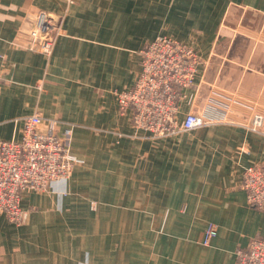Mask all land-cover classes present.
I'll use <instances>...</instances> for the list:
<instances>
[{"label": "crops", "instance_id": "crops-1", "mask_svg": "<svg viewBox=\"0 0 264 264\" xmlns=\"http://www.w3.org/2000/svg\"><path fill=\"white\" fill-rule=\"evenodd\" d=\"M39 11L62 16L50 56L12 46ZM162 35L201 59L181 118L214 89L264 115V0H0V140H20L39 113L59 134L73 129L80 160L69 180L23 193L25 224L0 214V264H236L264 239V213L242 189L244 169L264 162V128L231 119L155 138L120 112L117 95Z\"/></svg>", "mask_w": 264, "mask_h": 264}, {"label": "built area", "instance_id": "built-area-1", "mask_svg": "<svg viewBox=\"0 0 264 264\" xmlns=\"http://www.w3.org/2000/svg\"><path fill=\"white\" fill-rule=\"evenodd\" d=\"M28 29L20 28L12 46L50 56L61 35L60 19L38 12L28 19ZM141 70L134 85L117 95L121 113L132 110L135 129L155 138L179 136L196 129L228 124L231 104L228 97H209L199 112H188L181 118V104L195 105V80L201 65L198 53L191 47L167 36H157L141 52ZM0 81L2 76L0 75ZM241 107L249 108V105ZM243 122L245 128L261 133L264 116L255 113ZM59 121L36 113L24 119L20 140H0V214L17 226L27 222L29 213L22 208L26 190L46 192L58 181L65 182L80 163L71 153L73 129L58 132ZM242 189L249 206L264 213V162L246 167ZM217 236V227L208 225L204 244ZM236 264H264V239L254 238L247 249L236 251Z\"/></svg>", "mask_w": 264, "mask_h": 264}, {"label": "rangeland", "instance_id": "rangeland-1", "mask_svg": "<svg viewBox=\"0 0 264 264\" xmlns=\"http://www.w3.org/2000/svg\"><path fill=\"white\" fill-rule=\"evenodd\" d=\"M39 12H46V11H39ZM46 13H49V12H46ZM49 14H52V13H49ZM52 15L58 17L60 19V22L62 23V16L61 15H55V14H52ZM62 32H63V30H62V26H61V31H60L61 35H62ZM59 37H57V39ZM211 95H213V97L218 99V100H221V96L228 97V99H229L228 102L231 104L230 119H239L240 121L247 123L246 120L250 119L253 114L260 113L261 115H263L259 110L255 109L256 110L255 111V110L250 109V108L241 107L242 105H251L252 103L247 101V100H244V98H242L238 95L226 94L222 91H217V89H214L212 91ZM244 117H246V118L244 119ZM229 123L236 124V121L230 120Z\"/></svg>", "mask_w": 264, "mask_h": 264}]
</instances>
